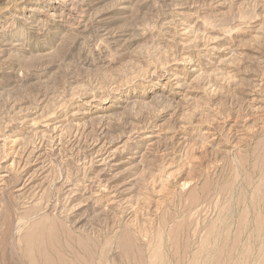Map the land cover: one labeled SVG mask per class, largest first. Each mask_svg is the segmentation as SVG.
<instances>
[{"label":"rangeland","instance_id":"obj_1","mask_svg":"<svg viewBox=\"0 0 264 264\" xmlns=\"http://www.w3.org/2000/svg\"><path fill=\"white\" fill-rule=\"evenodd\" d=\"M0 264H264V0H0Z\"/></svg>","mask_w":264,"mask_h":264},{"label":"bare ground","instance_id":"obj_2","mask_svg":"<svg viewBox=\"0 0 264 264\" xmlns=\"http://www.w3.org/2000/svg\"><path fill=\"white\" fill-rule=\"evenodd\" d=\"M30 246V245H29ZM34 251V250H33Z\"/></svg>","mask_w":264,"mask_h":264}]
</instances>
